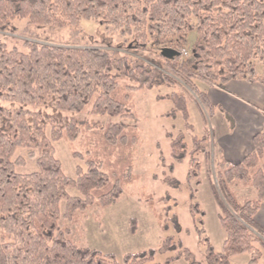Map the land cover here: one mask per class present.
<instances>
[{
	"label": "trees",
	"instance_id": "obj_1",
	"mask_svg": "<svg viewBox=\"0 0 264 264\" xmlns=\"http://www.w3.org/2000/svg\"><path fill=\"white\" fill-rule=\"evenodd\" d=\"M15 20L57 30L93 21L131 37L136 54L148 48L160 50V63L152 65L137 56L118 58L106 50L81 47L76 36L69 46L26 42V52L9 49L0 38V102L23 107L0 106V264H161L156 261L158 255L178 249L164 264L180 259L186 264H202L169 235L157 249L117 259L78 246L59 222L74 224L93 206L116 204L125 188L138 181L133 157L140 135L132 105L137 91L175 87L179 80L211 114L206 94L195 82L215 88L231 81L264 86V74L259 75L255 66L258 62L264 70V0H0V33L12 31ZM192 32L196 33L190 49L193 59L183 60L180 52ZM157 100L173 105L165 117L179 114L190 128L183 94L172 92ZM28 107L75 115L88 111L92 116L122 118L124 122L55 119ZM82 128L84 155L72 152L71 156L83 161V166L77 165L75 177L70 178L56 158L54 143L76 141ZM167 137L172 162L166 165L164 157L159 158L165 169L162 183L180 190L174 168L188 160L184 187L193 231L203 249V264H231L230 258L240 254L249 255L247 264H259L264 228L256 224L255 216L264 206V129L253 136L252 151L240 163L221 158L214 166V193L221 210L218 220L225 233L222 252L210 243L205 213L194 189L201 184L198 155L205 154L208 139L193 138L188 147L182 133ZM17 149L36 158V171H16L25 165L22 158L14 159ZM237 185L253 189L255 198L240 201L233 190ZM69 189L77 195L69 194ZM170 200L168 194L160 199L166 207L159 213L151 196L147 204L163 231H169L171 224L178 234L181 226L167 206ZM135 232L136 220L131 219L130 233Z\"/></svg>",
	"mask_w": 264,
	"mask_h": 264
},
{
	"label": "rangeland",
	"instance_id": "obj_2",
	"mask_svg": "<svg viewBox=\"0 0 264 264\" xmlns=\"http://www.w3.org/2000/svg\"><path fill=\"white\" fill-rule=\"evenodd\" d=\"M75 36L81 47L106 50L118 58L125 55L137 56L139 60L152 65L160 63L158 57L160 50H149L148 48L147 52L136 54L135 50L131 49V37L122 36L119 30L106 28L93 21H81L77 28L57 30L47 26L28 24L27 20H15L12 23V31L0 33V38L9 49L15 48L21 52H26L24 45L26 42H34L39 45L69 46ZM195 39V32L187 35V43L183 49L187 50L189 55L181 59H193L190 49ZM255 66L258 74L262 76L264 74L262 65L255 62ZM176 81L178 84L175 87L161 86L134 93L132 105L133 113L137 116L140 141L134 151L133 172L139 179L125 188L123 195L116 204L105 208L93 206L86 213L80 215L78 222L74 224L63 219L60 220V228H67L70 239L78 246L95 249L104 254H113L117 259H121L127 253L157 249L162 240L169 235L173 236L175 240H180L182 246L189 249L196 259L203 264V249L198 245L197 237L193 231V223L188 210V193L184 187L189 168L188 160L175 165L174 168L173 177L181 183L180 190L170 189L162 183L165 169L160 166L159 158L164 157L166 165L172 162L170 158V140L167 134L175 137L177 134L182 133L188 147H191L193 138L206 137L208 139L205 154L198 155L201 162V184L199 187H194V189L197 191L196 200L205 213L204 228L210 243L217 252H222L225 233L218 220L221 210L214 193V166L221 157H224L219 149L229 144L227 138H225L227 132L234 133L236 127H238V121H235L237 117L230 113L231 110L237 111L238 108H233L232 102L220 101V105L216 107V114H210L208 109L202 108L194 92L185 89L179 80ZM195 84L201 90L205 87L203 83L195 82ZM236 86V84H232L228 90L233 92L239 98L238 100L245 101L246 105L247 103L252 104L251 107L256 112L257 118L253 120L256 125L251 127L248 134L250 139L252 135L264 129V86L260 84L257 86L259 88L256 91L258 100ZM172 92L181 93L186 97L189 129L186 128V123L181 115L177 114L175 117L169 118L164 116L173 109V105L168 100H157V96L170 95ZM212 96L217 98L220 95L212 94ZM0 106L23 108L21 105L12 102H0ZM26 109L39 111L55 119L75 117L81 123H93L94 121L124 122L122 118L92 116L88 111L75 115L39 107H28ZM237 116L243 121L247 120L245 122V128H247L249 126L248 119L251 115L241 117L237 114ZM47 134H50V127L47 129ZM84 137L85 133L82 128V132L76 141L60 140L54 143L56 158L60 161L63 172L67 177L74 178L77 165L83 166V161L73 159L71 154L77 152L84 155L85 148L82 143ZM28 154L29 151L24 149H17L15 153L14 159L22 158L25 161L23 167L16 168L19 174H29L37 170L36 158H30ZM233 190L240 201L255 198L256 195L253 189L244 188L241 185L234 186ZM68 192L71 195H77L73 189H69ZM165 194L170 195L171 200L167 203V206L169 205L172 208V214L177 215L181 226V232L178 234L171 224H169V231H163L158 224L155 213L147 204L148 196H151L155 203V211L159 213L163 207H166L165 203L160 201ZM61 211H63V204L61 205ZM131 219L136 220V232L134 234L130 233ZM260 250L264 253V249L260 248ZM178 251L179 249L168 255H158L156 261L164 264L167 256H174ZM248 261V254H240L230 258L231 264H247ZM170 264L186 263L180 259ZM259 264H264V258L260 259Z\"/></svg>",
	"mask_w": 264,
	"mask_h": 264
},
{
	"label": "crops",
	"instance_id": "obj_3",
	"mask_svg": "<svg viewBox=\"0 0 264 264\" xmlns=\"http://www.w3.org/2000/svg\"><path fill=\"white\" fill-rule=\"evenodd\" d=\"M232 84H236L237 85L236 87L240 88L241 91H244V93L246 94L249 93L250 95L253 96L255 100H258L257 99L258 96L256 95V91L259 89L257 87L258 86L257 83H248L245 81H231L226 85H224L222 88L208 87L207 85H205V87L202 90L199 88L198 89L200 92H204L206 94L207 100L211 107V114L213 115L216 114V107L220 105V101L232 102L233 108L235 107L238 108L237 111L229 110L231 114H234L237 117L235 121H238V127H236L234 133L227 132L225 138H227L229 144L219 149L221 155L224 156L223 158L226 161L232 164H238L243 160L244 157H246L250 153V151L253 148L252 138L254 135H252L251 138L249 139L248 134L251 127H255L256 124L254 123L253 120H255L257 117L255 110L251 107L252 104L247 103L246 105L245 101L238 100L239 98L235 96L233 92H230L228 90V88L232 86ZM212 94H219L220 96L216 98L213 97ZM237 114L240 115L241 117L246 115H251L250 118L248 119L249 126L247 128H245L246 127L245 122L247 120L246 121L241 120L240 118H238L239 116H237ZM255 222L257 225L264 228V206H261L259 211L257 212L255 216ZM263 258H264V253L261 254L260 259Z\"/></svg>",
	"mask_w": 264,
	"mask_h": 264
},
{
	"label": "built area",
	"instance_id": "obj_4",
	"mask_svg": "<svg viewBox=\"0 0 264 264\" xmlns=\"http://www.w3.org/2000/svg\"><path fill=\"white\" fill-rule=\"evenodd\" d=\"M180 53H181L182 57H185V56L189 55L188 51L185 50V49H182Z\"/></svg>",
	"mask_w": 264,
	"mask_h": 264
}]
</instances>
